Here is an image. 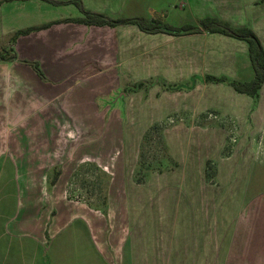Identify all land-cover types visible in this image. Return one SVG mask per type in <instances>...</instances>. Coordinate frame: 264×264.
Returning <instances> with one entry per match:
<instances>
[{"label":"crops","instance_id":"obj_1","mask_svg":"<svg viewBox=\"0 0 264 264\" xmlns=\"http://www.w3.org/2000/svg\"><path fill=\"white\" fill-rule=\"evenodd\" d=\"M54 1L65 3L0 0V51L16 56L0 61V264H249L230 244L251 160L238 149L264 128V81L256 100L230 85L254 76L247 43L85 25L66 20L82 17L72 0ZM76 1L175 28L216 18L250 28L264 49V0ZM140 82L149 85L130 90ZM131 123L143 125L133 143ZM218 123L241 125L235 152L224 153ZM153 126L166 165L138 181ZM83 168L107 179L101 205L68 194Z\"/></svg>","mask_w":264,"mask_h":264},{"label":"rangeland","instance_id":"obj_2","mask_svg":"<svg viewBox=\"0 0 264 264\" xmlns=\"http://www.w3.org/2000/svg\"><path fill=\"white\" fill-rule=\"evenodd\" d=\"M5 17L3 14L1 18ZM170 123L173 124L174 122L170 121ZM218 126L228 129V148L224 153L235 152L236 136L238 131L239 133L241 131V125L239 124L238 127L236 124L233 129L230 124L218 123ZM247 127L248 124L243 127V130H246ZM142 128L141 123L130 124L129 134L132 143L134 140L136 141V137ZM159 129L160 127L154 128L141 142V153L136 170L138 181L144 179L147 171L160 170L166 165L164 164L166 153L159 139ZM238 151L243 161L248 157H251V160L243 173L239 187V194L242 195L239 198L243 199L244 203L243 209L232 225L233 237L230 239V244L232 249L234 248L236 251L242 248L248 252L243 255L242 263L247 261L249 264H254L264 255V128L262 129L260 126L254 128L253 135H250L246 140L244 138V145L240 146ZM129 156L130 154L127 155V162ZM106 180L97 171L92 172L91 168H83L72 178L68 187V194L72 197L83 195L88 201L101 205L104 199Z\"/></svg>","mask_w":264,"mask_h":264},{"label":"trees","instance_id":"obj_3","mask_svg":"<svg viewBox=\"0 0 264 264\" xmlns=\"http://www.w3.org/2000/svg\"><path fill=\"white\" fill-rule=\"evenodd\" d=\"M43 1L53 3V4L65 3V2H56L54 0H43ZM70 2L74 3L79 8V10L82 13V17L66 19L67 21H74V22L85 24V25H97V26L108 25L111 27H114L119 24H134L140 30L146 33L161 32V33H166V34L176 35V36L189 34V33H196L198 31H207L211 33L217 32V33H221V34L228 35L236 39L245 41L248 46V57H249V61H250V64L254 72V76L249 82L231 81L230 85L236 91L240 93H245L249 95L251 98H253L254 100L258 98V90L260 89L264 81V49H263V46L260 40L256 36V34L250 28L232 27L228 23L223 22L216 18H205L201 20L199 27H181V28H175V27H172L166 24H162L161 21L157 19H145V18L110 19L102 14L93 13V12L84 10L80 2L76 0H72ZM48 25L49 24H45L39 27H29L26 29L18 30L12 36L11 41H13L19 35L28 34L29 32L33 30L41 29V28L47 27ZM8 52L9 50L7 48H2V50L0 51V61L7 60L9 58L10 59L16 58V56L13 54H11L9 57H6L5 54H7ZM31 66L34 68V70L39 76L43 77L38 65L35 62L31 63ZM206 80L211 81V82H225L224 78L213 77V76L206 77ZM144 85L147 86L149 84L140 82V83L132 85L130 90L141 88ZM154 128L157 129V126H153L150 129V131H152ZM55 178L56 177L52 179V182L55 181Z\"/></svg>","mask_w":264,"mask_h":264}]
</instances>
